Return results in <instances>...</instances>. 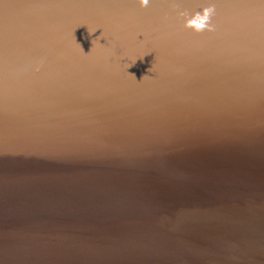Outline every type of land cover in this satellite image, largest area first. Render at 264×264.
I'll list each match as a JSON object with an SVG mask.
<instances>
[{"label": "water", "instance_id": "water-1", "mask_svg": "<svg viewBox=\"0 0 264 264\" xmlns=\"http://www.w3.org/2000/svg\"><path fill=\"white\" fill-rule=\"evenodd\" d=\"M0 264H264V0H0Z\"/></svg>", "mask_w": 264, "mask_h": 264}, {"label": "clouds", "instance_id": "clouds-1", "mask_svg": "<svg viewBox=\"0 0 264 264\" xmlns=\"http://www.w3.org/2000/svg\"><path fill=\"white\" fill-rule=\"evenodd\" d=\"M139 2H140L141 7L146 8L149 6L150 0H139ZM173 8L178 9L179 5H173ZM178 15L184 18L185 28L190 29L198 34L204 33L205 31L207 32L216 31V25L213 23V17L216 15V5L215 4H210L209 6L202 8L201 11H197L194 14H191L187 11H178ZM97 29L98 28L88 29L89 34L95 33ZM102 36H103V33H102ZM97 41L98 42L100 41L99 37L97 38ZM80 48H81V51L84 52L81 45H80ZM42 63L43 62L41 61L40 64L36 66V69H35L36 71L40 70V66L42 65ZM133 65H130L129 67ZM131 75L135 77L134 74H131Z\"/></svg>", "mask_w": 264, "mask_h": 264}]
</instances>
